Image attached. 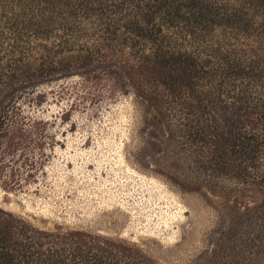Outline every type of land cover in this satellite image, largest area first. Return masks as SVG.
Instances as JSON below:
<instances>
[{
  "label": "rangeland",
  "instance_id": "obj_1",
  "mask_svg": "<svg viewBox=\"0 0 264 264\" xmlns=\"http://www.w3.org/2000/svg\"><path fill=\"white\" fill-rule=\"evenodd\" d=\"M111 66L18 92L0 222L42 252L84 239L148 264H264V165L245 183L210 168L193 117Z\"/></svg>",
  "mask_w": 264,
  "mask_h": 264
},
{
  "label": "trees",
  "instance_id": "obj_2",
  "mask_svg": "<svg viewBox=\"0 0 264 264\" xmlns=\"http://www.w3.org/2000/svg\"><path fill=\"white\" fill-rule=\"evenodd\" d=\"M119 64L160 108L193 117L185 137L210 143V168L256 181L264 0H0V139L21 90ZM12 228L0 222V264H148L84 239L42 252Z\"/></svg>",
  "mask_w": 264,
  "mask_h": 264
}]
</instances>
